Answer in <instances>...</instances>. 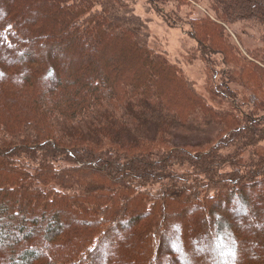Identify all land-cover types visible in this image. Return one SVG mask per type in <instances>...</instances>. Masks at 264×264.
<instances>
[{
    "label": "trees",
    "instance_id": "1",
    "mask_svg": "<svg viewBox=\"0 0 264 264\" xmlns=\"http://www.w3.org/2000/svg\"><path fill=\"white\" fill-rule=\"evenodd\" d=\"M147 2L219 106L127 0H0V264H264V0Z\"/></svg>",
    "mask_w": 264,
    "mask_h": 264
},
{
    "label": "rangeland",
    "instance_id": "2",
    "mask_svg": "<svg viewBox=\"0 0 264 264\" xmlns=\"http://www.w3.org/2000/svg\"><path fill=\"white\" fill-rule=\"evenodd\" d=\"M133 13L139 16L147 26L148 46L162 53L167 60L175 65L185 77L192 81L194 88L213 106H219L206 91L208 72L204 62L197 56L194 40L186 31V26H172L167 23L161 13L152 7L147 0H127ZM254 41H245L252 45ZM217 126H205L200 131L184 133L174 130V141L178 143H195L212 137ZM173 221V218H170Z\"/></svg>",
    "mask_w": 264,
    "mask_h": 264
}]
</instances>
